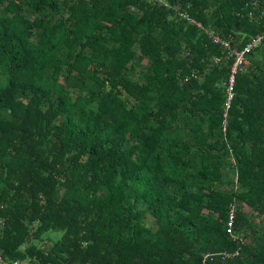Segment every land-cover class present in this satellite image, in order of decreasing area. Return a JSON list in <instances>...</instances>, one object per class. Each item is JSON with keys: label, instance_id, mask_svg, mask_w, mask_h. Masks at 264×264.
I'll list each match as a JSON object with an SVG mask.
<instances>
[{"label": "trees", "instance_id": "1", "mask_svg": "<svg viewBox=\"0 0 264 264\" xmlns=\"http://www.w3.org/2000/svg\"><path fill=\"white\" fill-rule=\"evenodd\" d=\"M263 31L264 0H0L3 260L264 264V43L223 117Z\"/></svg>", "mask_w": 264, "mask_h": 264}, {"label": "built area", "instance_id": "2", "mask_svg": "<svg viewBox=\"0 0 264 264\" xmlns=\"http://www.w3.org/2000/svg\"><path fill=\"white\" fill-rule=\"evenodd\" d=\"M150 1H158V0H150ZM256 6H258L257 2H253L251 7L254 8ZM243 13L244 12H242V14ZM246 15H247V17H249V19L254 18V12L251 10L246 11ZM261 15H262V12H261L260 16ZM178 16L181 19H184L188 22L194 23V21L191 20V18L188 16V14L186 12H178ZM197 26L201 27L200 24H197ZM206 34L212 39L213 42L218 43L221 46H223L224 48L229 49V42L227 40H223L222 38H220V36H218L215 32L206 30ZM263 43H264V31L261 34H258V35H255L254 37H252L246 43V45L242 48L241 51H239V52L233 51L234 63H233V68H232L231 74L229 76L228 82L226 84V100L224 102V111H223V117L224 118L227 116V109L229 108V104H230V101H231L232 96H233L232 87H233V83H234V74L236 73V69L246 62L245 61V53H248L250 50L258 47L259 45H261ZM214 62H218V59L216 58L214 60ZM190 79L199 80L200 75L197 73H191L190 75L186 76L183 81H187ZM230 161L234 164L232 157H231ZM232 177H233V183H234L233 188H234V190H238L237 173L234 172ZM237 206H238V203L236 202L235 199H233L228 205V213H227V218H226V233L228 234V236L233 241H235L237 244L241 245L244 241L243 236L241 233H238V232L236 233L234 231V227H233ZM239 254H240L239 248H236L232 252L220 253V255L222 256V259H225V260L237 257V256H239ZM0 264H28V261L25 258L23 260H14V261H10V262H5L0 255Z\"/></svg>", "mask_w": 264, "mask_h": 264}, {"label": "rangeland", "instance_id": "3", "mask_svg": "<svg viewBox=\"0 0 264 264\" xmlns=\"http://www.w3.org/2000/svg\"><path fill=\"white\" fill-rule=\"evenodd\" d=\"M151 219L150 218H148V217H146L145 218V223H146V225L147 226H151ZM51 234V232H48V235H50ZM59 234H57V233H52L51 235H50V237H53V238H55L56 236H58Z\"/></svg>", "mask_w": 264, "mask_h": 264}, {"label": "bare ground", "instance_id": "4", "mask_svg": "<svg viewBox=\"0 0 264 264\" xmlns=\"http://www.w3.org/2000/svg\"><path fill=\"white\" fill-rule=\"evenodd\" d=\"M121 163V162H120ZM128 163V162H127Z\"/></svg>", "mask_w": 264, "mask_h": 264}]
</instances>
